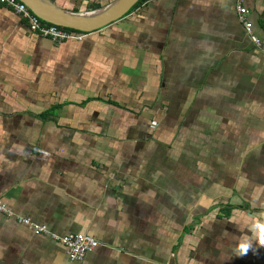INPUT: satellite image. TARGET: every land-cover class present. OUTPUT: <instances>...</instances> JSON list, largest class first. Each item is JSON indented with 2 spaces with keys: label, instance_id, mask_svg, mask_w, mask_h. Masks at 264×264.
Returning a JSON list of instances; mask_svg holds the SVG:
<instances>
[{
  "label": "crops",
  "instance_id": "0c3cea01",
  "mask_svg": "<svg viewBox=\"0 0 264 264\" xmlns=\"http://www.w3.org/2000/svg\"><path fill=\"white\" fill-rule=\"evenodd\" d=\"M244 4L251 34L236 0H147L57 42L0 2V264H264V0ZM18 216L100 244L72 260Z\"/></svg>",
  "mask_w": 264,
  "mask_h": 264
},
{
  "label": "built area",
  "instance_id": "2783aa9c",
  "mask_svg": "<svg viewBox=\"0 0 264 264\" xmlns=\"http://www.w3.org/2000/svg\"><path fill=\"white\" fill-rule=\"evenodd\" d=\"M2 4L12 8L16 13L24 17L30 29L41 36L51 38L53 41L61 42L67 39H83L86 33H77L61 26L49 23L37 16L25 2L21 0H0ZM236 9L239 20L244 24L247 31L252 33V23L248 18L249 9L244 4V0H236ZM252 39L259 43V40L252 35ZM0 211L13 216L12 212L0 202ZM17 219L31 226L37 233L50 234L52 238L62 243L67 249V253L72 260L83 258L87 253L92 252L99 246V241L93 236L83 233H71L66 235L51 234L47 226L33 223L29 218L18 216Z\"/></svg>",
  "mask_w": 264,
  "mask_h": 264
},
{
  "label": "water",
  "instance_id": "95a60500",
  "mask_svg": "<svg viewBox=\"0 0 264 264\" xmlns=\"http://www.w3.org/2000/svg\"><path fill=\"white\" fill-rule=\"evenodd\" d=\"M41 19L57 26L83 33L102 29L125 17L139 0H112L107 5L75 12L59 6L53 0H21Z\"/></svg>",
  "mask_w": 264,
  "mask_h": 264
},
{
  "label": "clouds",
  "instance_id": "9594fccd",
  "mask_svg": "<svg viewBox=\"0 0 264 264\" xmlns=\"http://www.w3.org/2000/svg\"><path fill=\"white\" fill-rule=\"evenodd\" d=\"M255 241L260 247H264V223H257L253 228ZM252 240L245 238L238 246V251L241 256L246 255L250 250H252Z\"/></svg>",
  "mask_w": 264,
  "mask_h": 264
},
{
  "label": "trees",
  "instance_id": "16d2710c",
  "mask_svg": "<svg viewBox=\"0 0 264 264\" xmlns=\"http://www.w3.org/2000/svg\"><path fill=\"white\" fill-rule=\"evenodd\" d=\"M145 1H147V0H139V2L135 5V6H137L138 4H140V3H142V2H145ZM134 6V7H135ZM133 7V8H134ZM63 28H65V27H63ZM65 29H68V30H71V31H74V32H77V33H83V32H80V31H76V30H73V29H70V28H65Z\"/></svg>",
  "mask_w": 264,
  "mask_h": 264
}]
</instances>
